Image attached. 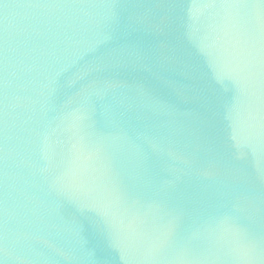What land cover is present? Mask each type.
Returning a JSON list of instances; mask_svg holds the SVG:
<instances>
[{
    "label": "water",
    "instance_id": "1",
    "mask_svg": "<svg viewBox=\"0 0 264 264\" xmlns=\"http://www.w3.org/2000/svg\"><path fill=\"white\" fill-rule=\"evenodd\" d=\"M0 264H264V0H0Z\"/></svg>",
    "mask_w": 264,
    "mask_h": 264
}]
</instances>
